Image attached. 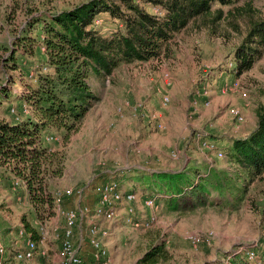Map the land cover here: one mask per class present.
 <instances>
[{
  "label": "rangeland",
  "instance_id": "1",
  "mask_svg": "<svg viewBox=\"0 0 264 264\" xmlns=\"http://www.w3.org/2000/svg\"><path fill=\"white\" fill-rule=\"evenodd\" d=\"M86 1L0 0V59L5 56L4 47L13 43L32 17L72 8ZM243 2L251 3L257 16L264 18V0ZM142 7L155 13L152 5L142 4ZM217 8L220 7L214 6ZM161 9L159 17L164 14ZM94 26L105 36L122 29V24L107 14H101ZM237 27L235 31L221 23L213 33L210 27L198 21L190 23L170 40L167 56L144 63L122 64L104 80L90 78L88 83L98 100L67 140L62 131L53 134L58 141L50 146L62 156L63 175L47 182L54 195L62 197L59 205L55 203L52 215L47 217L44 212L43 219L37 220L23 193L24 188L17 185L13 189L0 180L2 247L7 249V244H11L9 240L14 237L17 239L14 242L21 245L19 231L25 232L24 221L36 230L44 224L61 230L63 210L84 207L91 210L98 202L94 187L115 180L122 192L133 191L137 196L132 204L136 220L142 221L153 212L157 220L148 229L135 228L126 222L127 205L123 204L117 207L115 220L98 221L100 229L107 233L102 241L109 253V264H138L150 245L158 241L166 244L170 255L167 262L160 264H264V180L250 185L240 202L225 193L226 204L213 197L214 202H220L192 211H173L159 197L146 192L129 173L134 169L159 171L154 169L153 150L145 148H152L160 141L170 143L169 147L163 146L161 155L163 161L171 160V151L177 148L173 145L176 138L171 135L178 132L192 135L197 131V123L198 129L206 128L214 133L211 137L223 139L238 135L246 117L256 118V108L264 106V56L248 72L236 75L233 56L246 38V20L238 21ZM21 52L20 48L18 53ZM230 61L233 64L229 67ZM28 63L33 65L30 76L33 77L38 69L44 72V67L38 66L35 60L29 59ZM10 78L16 82L11 86L14 93L20 92L19 73L8 70L0 61V85ZM224 82H237L238 89L221 94ZM164 96L170 99L165 106L162 105ZM206 100L210 102L209 107L204 106ZM137 103H142L144 110L133 116L131 108ZM6 105L18 113L19 102ZM232 108L240 111L242 123H236L230 115ZM119 109L121 115L117 112ZM244 109L248 113H243ZM152 115L164 125L163 130L155 129V123L150 120ZM191 151L200 161L213 154L198 149L196 144ZM213 155L216 160L205 164L212 166L218 161L219 165L228 167L224 155L221 159ZM67 190L72 192L71 196H64ZM16 191L18 195L14 197ZM150 196L157 199L155 211L144 207V199ZM92 221L90 214L79 221L75 231L78 242H81L82 233L88 236ZM210 233V238L197 247L183 239L191 234L205 237ZM38 244L58 246L56 242ZM9 250V254L13 252L12 248ZM251 251L256 254L255 260H248L246 256ZM91 263L94 264L93 259Z\"/></svg>",
  "mask_w": 264,
  "mask_h": 264
},
{
  "label": "trees",
  "instance_id": "2",
  "mask_svg": "<svg viewBox=\"0 0 264 264\" xmlns=\"http://www.w3.org/2000/svg\"><path fill=\"white\" fill-rule=\"evenodd\" d=\"M142 4L162 8L163 16L149 13ZM216 5L220 8L214 9ZM101 14L118 20L122 29L103 35L94 26ZM241 19L246 20L247 33L234 52L236 75L248 72L264 56V18L243 0H88L32 17L13 43L4 47L5 56L0 59L8 70L19 73L21 85L18 93L11 87L16 84L13 78L0 85V111L5 109L14 120L0 116V180L15 189L14 180L19 179L36 219L42 220L44 212L50 217L55 195L47 182L63 175V162L50 146L57 143H47L45 137L62 131L67 140L78 129L98 100L88 80H104L122 64L167 56L170 40L190 23L198 21L214 33L221 23L237 31ZM29 59L47 70L38 69L30 76L33 65ZM13 102L29 109L30 114L17 109L19 118L26 117L15 121L6 105ZM255 117V128L246 137L230 139L229 145L218 149L228 167L189 161L175 172L134 169L129 173L173 211H192L220 202H214L213 197L226 204L225 193L240 202L250 185L264 180V106L256 108ZM23 224L38 243L37 230L28 222ZM169 259L166 244L158 241L138 264H160Z\"/></svg>",
  "mask_w": 264,
  "mask_h": 264
},
{
  "label": "built area",
  "instance_id": "3",
  "mask_svg": "<svg viewBox=\"0 0 264 264\" xmlns=\"http://www.w3.org/2000/svg\"><path fill=\"white\" fill-rule=\"evenodd\" d=\"M155 10V13H151L153 15L161 14L160 7L152 6ZM162 10V9H161ZM41 51H45L44 48H41ZM233 62H229L228 66H232ZM47 69L44 68V71ZM168 78V75H165ZM238 83H228L224 82L221 85L220 92L221 94H226L231 90H237ZM206 91H204V96H206ZM170 102L169 97L164 96L162 98V105L165 106ZM196 105V102H194ZM210 102L206 100L204 102L205 107H209ZM131 113L133 116H136L137 113L144 110V106L142 103H137L131 108ZM118 114L121 115L122 111L119 109ZM10 113L15 116V119L18 121L19 116L17 115L14 108L10 109ZM24 115L29 114V109L26 107L23 108ZM230 115L233 117L236 123L240 124L243 121V116L240 111L236 108H232L230 110ZM155 123V129L158 131L163 130L165 127L162 123L156 120L155 115H152L151 119ZM197 147L204 152L213 153L217 158H223V154L218 151L217 144L208 139L207 137L197 135ZM45 141L47 143H56L57 137L53 134L47 135L45 137ZM178 156L177 151H171V157L176 158ZM20 183L19 179H16L14 185H18ZM94 193L98 200L96 206L93 209H89L87 207L79 208V209H66L62 211L63 217V228L59 230L56 227L50 225H39L37 229V234L39 237V243L44 242H56L58 244V263L59 264H84V260L80 254V242L78 239L75 238V231L78 224L81 222V219L86 217L87 215H91L92 221L89 226L88 230V243L92 249V259L94 264H109V253L104 245L102 239L106 236V232L102 231L98 226V221H105L110 222L117 218V207L119 205L126 204V213L127 218L126 222L132 225L135 228H143L148 229L150 228L157 220L155 213H151L146 219L139 221L136 220L134 217V210L132 204L136 201V195L133 191H126L122 192L119 189V185L115 180L108 181L101 185L94 187ZM72 192L67 190L64 192V196H71ZM62 197L55 195V203L58 205L61 202ZM144 207L148 208L149 210H156L157 207V199L155 197H146L144 199ZM80 221V222H79ZM200 235H189L186 236L184 241L193 247H197L200 243L207 241V238H210V234H206L205 237H199ZM19 237L24 240V247L19 248L13 255L8 256L5 248L2 247L0 244V264H23L24 262L31 261L35 255L38 253L41 256L45 255L44 251H38V243L32 240L30 234L20 230ZM81 239V238H80ZM248 260H255L256 254L254 251L246 253Z\"/></svg>",
  "mask_w": 264,
  "mask_h": 264
},
{
  "label": "crops",
  "instance_id": "4",
  "mask_svg": "<svg viewBox=\"0 0 264 264\" xmlns=\"http://www.w3.org/2000/svg\"><path fill=\"white\" fill-rule=\"evenodd\" d=\"M240 105L242 106L243 104L240 103ZM243 106L246 107L245 104ZM23 108H24V106L19 104L18 111L23 110ZM246 111H247V109H244L243 113H245V114L248 113ZM28 115L29 114H27V116ZM0 116L5 118L6 120L14 121L13 117L11 115H9L8 113H6L5 109L0 111ZM24 117H26V116H23V117L20 116L18 121L24 119ZM14 119H15V117H14ZM15 121H17V120L15 119ZM255 125H256V118L252 119V118L246 117L245 122L240 126V132L238 133V135H236L234 137L229 136L228 138H223V139H215L214 137H211L212 134H214L213 132L212 133L209 132L206 128L204 130L198 129L200 127V125H199V123H197L196 124V127H197L196 130L197 131L195 130L196 132H192V135H191V133L181 134V132L176 133L177 135H174V134L171 135V138L172 137L176 138V141L173 145L177 146V148H175V150L178 153V156L175 159L168 157L171 160L163 161L164 158H162V155H161L162 149L165 148L163 146H165L167 144L166 146L169 147L170 143L160 141L159 143H156V145H154L152 148L146 147L145 149L153 150V152L151 154L153 155L152 159L155 160L154 164H155L156 168H154V169H158L159 171H164V172H175V171H179L180 169L185 167L189 161H191L192 163L200 164L203 162L204 163L205 162L210 163V162H213L214 160H216V159H214L213 154L209 158L206 157V159H203L202 161L197 160V158L194 155V152L191 151V148H193L195 146V144L197 145V140H196L197 135L204 136V137L208 136L207 138L214 141L217 144L218 149H221V148L229 145L230 139L246 137L252 130H254ZM215 132H217V131H215ZM164 155L165 154H163V156ZM215 164H218V161H215ZM148 170H150V169H148ZM15 181L16 180H14V183H15ZM49 189L51 190V187H49ZM13 191H15V190H13ZM23 193L25 194V197H26L25 190ZM17 195H18V192L17 191L14 192V197H17ZM66 199H68V197ZM82 235L84 237L83 236L81 237V242L79 244L81 247L80 254L84 260V264H89L92 262V249L88 245V236L85 233L84 234L82 233ZM14 240L15 241L17 240L16 237H14L13 240L12 239L9 240V242L11 244H7V249H5L6 252H8V254H9V252H10L9 248H12L13 252L10 253L11 255H13L17 250H19V248H23L25 245V243H24L25 239L21 240V245H18L16 242H14ZM38 251H44L45 255L41 256L37 253L31 261L24 262L23 264H59L58 263V257L56 254L58 251V247L55 248L54 245L49 246V244L48 245H39L38 244Z\"/></svg>",
  "mask_w": 264,
  "mask_h": 264
}]
</instances>
